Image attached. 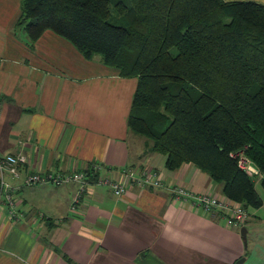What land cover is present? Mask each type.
<instances>
[{
  "label": "crops",
  "instance_id": "crops-1",
  "mask_svg": "<svg viewBox=\"0 0 264 264\" xmlns=\"http://www.w3.org/2000/svg\"><path fill=\"white\" fill-rule=\"evenodd\" d=\"M21 1L0 0V157L25 153L29 165L18 178L3 174L14 206L3 195L0 264H235L242 257L241 264H264V193L256 186L263 204L249 210L247 244L243 226L228 225L220 210L176 199L174 186L225 195L193 163L167 169L166 156L129 128L137 78L120 76L99 56L87 60L51 30L31 45L16 26ZM94 163L101 176L149 170L164 184L133 181L119 196L94 176L82 193L77 183L24 184L31 171Z\"/></svg>",
  "mask_w": 264,
  "mask_h": 264
},
{
  "label": "trees",
  "instance_id": "trees-1",
  "mask_svg": "<svg viewBox=\"0 0 264 264\" xmlns=\"http://www.w3.org/2000/svg\"><path fill=\"white\" fill-rule=\"evenodd\" d=\"M34 44L47 30L87 60L137 78L128 126L177 170L193 163L248 211L264 188V5L250 0H22ZM248 159L259 171L240 165Z\"/></svg>",
  "mask_w": 264,
  "mask_h": 264
},
{
  "label": "built area",
  "instance_id": "built-area-1",
  "mask_svg": "<svg viewBox=\"0 0 264 264\" xmlns=\"http://www.w3.org/2000/svg\"><path fill=\"white\" fill-rule=\"evenodd\" d=\"M27 165H29V158L25 153L6 154L0 157V171L2 174L0 180V202L3 201V195H5L11 207L14 206V200L10 192L12 187L10 183L3 179V174L9 171L13 178H18L20 176V168ZM240 165L251 176L259 173L258 169L246 158H241ZM101 169V165L94 163L88 168L71 172L31 171L26 177L24 184L28 186L43 184L60 186L66 183H77L80 185V192L82 193L89 184V177L94 176L97 183L110 185L118 196L127 192L129 185L133 181L142 187H161L164 184L161 177L154 171L146 170L141 175L134 176L129 169L123 168L120 170V175L115 178L113 176H101ZM172 191L176 199L181 201L190 200L192 206L196 209L204 211L220 210L223 218L230 226L241 227L249 218V211L241 203L226 196L217 197L211 193H195L183 186H174ZM75 203H78V199H76Z\"/></svg>",
  "mask_w": 264,
  "mask_h": 264
},
{
  "label": "water",
  "instance_id": "water-1",
  "mask_svg": "<svg viewBox=\"0 0 264 264\" xmlns=\"http://www.w3.org/2000/svg\"><path fill=\"white\" fill-rule=\"evenodd\" d=\"M242 237L245 241V244H247V227L243 226L241 228ZM245 260V257H242L236 261L235 264H241Z\"/></svg>",
  "mask_w": 264,
  "mask_h": 264
},
{
  "label": "rangeland",
  "instance_id": "rangeland-1",
  "mask_svg": "<svg viewBox=\"0 0 264 264\" xmlns=\"http://www.w3.org/2000/svg\"><path fill=\"white\" fill-rule=\"evenodd\" d=\"M256 186H257V188H259V190H260L261 192L264 193L263 187L260 185V182H259V181H256Z\"/></svg>",
  "mask_w": 264,
  "mask_h": 264
}]
</instances>
